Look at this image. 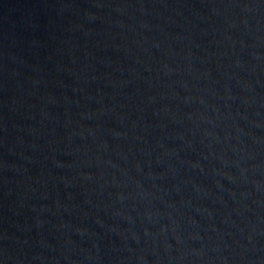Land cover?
I'll use <instances>...</instances> for the list:
<instances>
[{
    "label": "water",
    "instance_id": "1",
    "mask_svg": "<svg viewBox=\"0 0 264 264\" xmlns=\"http://www.w3.org/2000/svg\"><path fill=\"white\" fill-rule=\"evenodd\" d=\"M0 264H264V0H0Z\"/></svg>",
    "mask_w": 264,
    "mask_h": 264
}]
</instances>
